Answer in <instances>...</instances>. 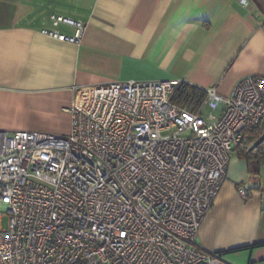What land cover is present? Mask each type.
<instances>
[{"label": "built area", "instance_id": "obj_1", "mask_svg": "<svg viewBox=\"0 0 264 264\" xmlns=\"http://www.w3.org/2000/svg\"><path fill=\"white\" fill-rule=\"evenodd\" d=\"M51 22L74 32L44 34L82 40V20ZM179 83L79 86L68 134L0 130V264H229L196 239L233 149L264 121V77L206 88L197 111L172 101Z\"/></svg>", "mask_w": 264, "mask_h": 264}, {"label": "crops", "instance_id": "obj_2", "mask_svg": "<svg viewBox=\"0 0 264 264\" xmlns=\"http://www.w3.org/2000/svg\"><path fill=\"white\" fill-rule=\"evenodd\" d=\"M0 0V130L66 131L76 88L174 80L228 96L264 77V0ZM53 14L82 20L80 42L43 29ZM240 189L247 191L243 196ZM197 243L229 264H264V174L231 153L228 177Z\"/></svg>", "mask_w": 264, "mask_h": 264}, {"label": "trees", "instance_id": "obj_3", "mask_svg": "<svg viewBox=\"0 0 264 264\" xmlns=\"http://www.w3.org/2000/svg\"><path fill=\"white\" fill-rule=\"evenodd\" d=\"M206 99V90L187 82H180L172 96V101L180 107L191 111H197ZM264 133V123L257 128L247 132L245 137L233 151L245 158L250 163V172L258 173L259 167L264 162V141L256 148L251 149V145ZM232 151V152H233ZM227 180V179H226Z\"/></svg>", "mask_w": 264, "mask_h": 264}, {"label": "rangeland", "instance_id": "obj_4", "mask_svg": "<svg viewBox=\"0 0 264 264\" xmlns=\"http://www.w3.org/2000/svg\"><path fill=\"white\" fill-rule=\"evenodd\" d=\"M207 111H209V109H207ZM263 123H264V121H263ZM62 128L66 131H56V132L51 131V132L57 133V134H68L71 130V121L70 120L63 121ZM261 167H262V173L264 174V162H262ZM7 226H8V221L5 218L3 220V227L6 228Z\"/></svg>", "mask_w": 264, "mask_h": 264}, {"label": "water", "instance_id": "obj_5", "mask_svg": "<svg viewBox=\"0 0 264 264\" xmlns=\"http://www.w3.org/2000/svg\"><path fill=\"white\" fill-rule=\"evenodd\" d=\"M264 141V133L254 141V143L251 145V149L256 148L259 144H261Z\"/></svg>", "mask_w": 264, "mask_h": 264}]
</instances>
